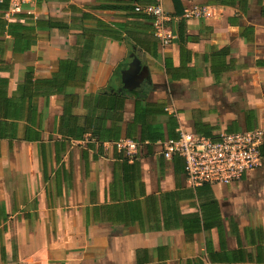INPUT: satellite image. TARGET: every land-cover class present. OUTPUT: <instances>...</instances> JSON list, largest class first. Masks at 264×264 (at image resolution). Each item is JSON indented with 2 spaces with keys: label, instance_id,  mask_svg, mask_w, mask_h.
<instances>
[{
  "label": "crops",
  "instance_id": "crops-1",
  "mask_svg": "<svg viewBox=\"0 0 264 264\" xmlns=\"http://www.w3.org/2000/svg\"><path fill=\"white\" fill-rule=\"evenodd\" d=\"M157 2L178 18L169 46L135 10ZM14 3L0 15V264H264V153L201 185L162 153L182 130H264V0ZM197 6L215 14L181 19Z\"/></svg>",
  "mask_w": 264,
  "mask_h": 264
},
{
  "label": "built area",
  "instance_id": "built-area-1",
  "mask_svg": "<svg viewBox=\"0 0 264 264\" xmlns=\"http://www.w3.org/2000/svg\"><path fill=\"white\" fill-rule=\"evenodd\" d=\"M17 8L19 4L14 3L5 16L9 17ZM135 10L152 18L155 35L164 46L172 43L173 33L169 24L178 18L170 16L160 2L137 5ZM214 14L213 7L197 6L186 10L181 19L208 18ZM263 143L264 130L262 128L223 132L217 136H206L182 130L178 138L169 139L163 144L162 153L167 159L174 156L184 159L188 180L193 185L229 184L240 180L248 170L261 165ZM114 144L118 150L128 156L136 154L139 148V143L130 138L118 140Z\"/></svg>",
  "mask_w": 264,
  "mask_h": 264
},
{
  "label": "water",
  "instance_id": "water-1",
  "mask_svg": "<svg viewBox=\"0 0 264 264\" xmlns=\"http://www.w3.org/2000/svg\"><path fill=\"white\" fill-rule=\"evenodd\" d=\"M121 68L125 71L122 74L123 77V87H128L133 89L139 85L142 81V68L138 63H133L131 65L123 64ZM126 73V74H125Z\"/></svg>",
  "mask_w": 264,
  "mask_h": 264
},
{
  "label": "trees",
  "instance_id": "trees-1",
  "mask_svg": "<svg viewBox=\"0 0 264 264\" xmlns=\"http://www.w3.org/2000/svg\"><path fill=\"white\" fill-rule=\"evenodd\" d=\"M9 8V0H2L0 1V10H7ZM6 11L2 12V14H0L2 17H4ZM264 153V143L261 146V153Z\"/></svg>",
  "mask_w": 264,
  "mask_h": 264
}]
</instances>
